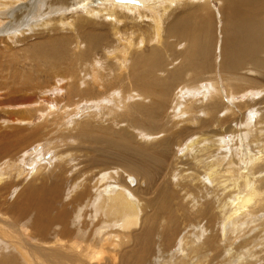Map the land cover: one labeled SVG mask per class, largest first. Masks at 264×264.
Segmentation results:
<instances>
[{
    "label": "bare ground",
    "instance_id": "1",
    "mask_svg": "<svg viewBox=\"0 0 264 264\" xmlns=\"http://www.w3.org/2000/svg\"><path fill=\"white\" fill-rule=\"evenodd\" d=\"M0 264H264V0H0Z\"/></svg>",
    "mask_w": 264,
    "mask_h": 264
},
{
    "label": "rangeland",
    "instance_id": "2",
    "mask_svg": "<svg viewBox=\"0 0 264 264\" xmlns=\"http://www.w3.org/2000/svg\"><path fill=\"white\" fill-rule=\"evenodd\" d=\"M65 122V121H64ZM65 123H67V122H65ZM62 125V124H61ZM62 128L64 129V127L62 126ZM138 128H136L135 130H137ZM259 128L257 127H255V128H253V130L250 132L251 134H250V136H251V138L253 137L254 138V136H259V135H261V131L260 130H258ZM134 130V131H135ZM257 130V131H256ZM65 131L67 132L68 131V133L70 132L69 131V129H65ZM72 133H75V131L73 130V131H71ZM225 135H227L228 136V138H230V133H228V131H225V132H223ZM58 141L60 142L61 140L60 139H58ZM248 142V141H247ZM238 144V143H237ZM237 144H235V146H237ZM14 167H11L10 168V170L11 169H13ZM195 221V220H194ZM194 229V225H191L190 227L188 226H186V228H185V230H184V232L185 231H191V230H193Z\"/></svg>",
    "mask_w": 264,
    "mask_h": 264
}]
</instances>
